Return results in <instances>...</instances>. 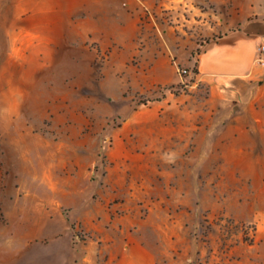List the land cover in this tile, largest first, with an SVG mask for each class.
Listing matches in <instances>:
<instances>
[{
	"label": "rangeland",
	"instance_id": "obj_1",
	"mask_svg": "<svg viewBox=\"0 0 264 264\" xmlns=\"http://www.w3.org/2000/svg\"><path fill=\"white\" fill-rule=\"evenodd\" d=\"M11 8L12 0H0V214L5 203L19 213L37 215L32 195L15 198L19 177L24 189L41 190L54 218L60 211L69 221L68 209L59 208L70 205L78 215L72 189L78 181L66 191L51 192L43 181L45 172L68 174L80 167L89 180L101 181L120 162V169L138 174L147 162L144 152L151 173L173 172L159 195H165L174 221L169 230L175 259L264 264V130L248 158H188L151 143L155 132L139 124L152 118L154 102L194 90L190 86L201 45L230 23L237 9L232 1L113 2L110 13L127 12L121 29L89 23L87 35L70 38L64 33L61 42L54 32L31 36L22 31L26 16L11 26ZM177 68L188 74L181 77ZM165 80L176 83L162 85ZM119 144L127 155L121 161ZM197 146L190 144L185 151ZM116 193L127 191L119 187ZM146 211L143 207V216ZM1 224L4 239L26 226ZM71 225L74 249L86 234Z\"/></svg>",
	"mask_w": 264,
	"mask_h": 264
},
{
	"label": "crops",
	"instance_id": "obj_2",
	"mask_svg": "<svg viewBox=\"0 0 264 264\" xmlns=\"http://www.w3.org/2000/svg\"><path fill=\"white\" fill-rule=\"evenodd\" d=\"M118 1L123 5L134 3V0H12L10 24L26 16L22 31L31 36L42 30L54 32L57 42H61L64 33L70 38L87 35L89 23L98 27L114 24L121 29L127 12L109 11L111 3ZM230 1L237 7L230 23L201 45L190 86L194 90L154 102L152 118L139 122L155 132L151 143L164 145L173 156L189 158L195 154L205 158L215 154L248 158L250 148L255 147L258 136L263 134L264 63L256 61V54L260 45H264V0ZM160 83L171 85L176 81ZM199 87L204 88V95ZM193 143L197 148L185 151ZM205 144L207 149L202 146ZM119 146L117 158L121 161L127 155L124 146ZM141 156L147 162L138 174L120 169L118 162L102 174L101 181L89 180L85 169L80 167L68 174L45 172L43 181L51 192L66 191L78 181L75 188L70 187L76 195L78 215H74L75 209L70 205L59 208L68 209L69 221L60 211V217L54 218L41 190L24 189L17 177L15 198L26 193L32 195L31 207L37 215L19 213L16 206L3 204L1 225L26 226L10 232L5 239L0 236V264H190L174 258L176 242L169 230L174 221L165 195H159L165 192L173 172L151 173V159L144 152ZM119 187L125 188L127 194H117ZM146 195L150 197L147 202ZM143 207L147 208L145 216ZM71 223L86 234V239L75 244L74 249ZM38 238L47 239L48 243H32Z\"/></svg>",
	"mask_w": 264,
	"mask_h": 264
},
{
	"label": "built area",
	"instance_id": "obj_3",
	"mask_svg": "<svg viewBox=\"0 0 264 264\" xmlns=\"http://www.w3.org/2000/svg\"><path fill=\"white\" fill-rule=\"evenodd\" d=\"M256 61L259 63H264V45H260L258 48L257 54H256ZM177 72L181 77H184L185 75L188 74L187 69H180L177 68Z\"/></svg>",
	"mask_w": 264,
	"mask_h": 264
}]
</instances>
